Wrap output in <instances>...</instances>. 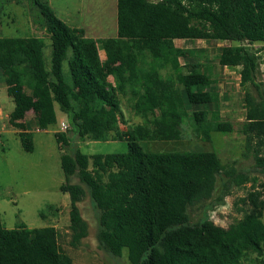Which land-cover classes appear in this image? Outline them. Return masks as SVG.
Wrapping results in <instances>:
<instances>
[{
	"label": "trees",
	"instance_id": "1",
	"mask_svg": "<svg viewBox=\"0 0 264 264\" xmlns=\"http://www.w3.org/2000/svg\"><path fill=\"white\" fill-rule=\"evenodd\" d=\"M36 5L51 42L48 68L42 38L0 37V71L14 103L10 123L21 131L24 150L32 152V134L20 121L34 110L39 129L47 131L57 124L56 106L79 140L107 142L115 132L114 141L128 143L126 153H61L70 245L77 248L88 236L79 208L88 194L99 213L100 246L114 257L127 250L130 264H245L250 255L254 264H264L260 192L252 190L240 200L242 217L227 227L207 217L193 224L189 213L213 198L220 180L225 194L249 183L248 176L223 165L214 152H146L141 143L150 132L142 125L128 133L119 130L120 98L128 88L141 115L155 116L157 138L180 140L185 105L209 106L219 96L200 63L183 71L185 52L175 41L264 43V0H117V38L102 41L103 56L95 40L57 18L48 3ZM218 60L223 67L241 68L246 109L241 131L256 167L264 171V98L250 91H260L259 58L239 45L224 47ZM191 119L197 136L207 142L212 133L234 131L219 111L194 110ZM55 136L60 150L71 146L65 133ZM0 264L74 261L61 250L54 227L7 229L0 215Z\"/></svg>",
	"mask_w": 264,
	"mask_h": 264
},
{
	"label": "rangeland",
	"instance_id": "2",
	"mask_svg": "<svg viewBox=\"0 0 264 264\" xmlns=\"http://www.w3.org/2000/svg\"><path fill=\"white\" fill-rule=\"evenodd\" d=\"M37 0H0V37H40L44 41V57L47 68L51 61V42L46 32L44 19L36 5ZM53 7L56 16L69 27L87 30V37L98 40L101 55H104L102 39L117 36V14H113V5L117 0H39ZM89 9L91 14L84 13ZM81 10L83 14H81ZM176 47L185 52L180 59L183 71L187 67L200 63L212 78L211 90L219 96L217 103L204 107L185 105L181 138L178 141H163L157 138L156 126L152 114H142L138 110L136 100L130 95L128 88L121 95L123 118L119 124L122 133H128L133 126L142 125L150 132V138L141 143L146 152H214L223 165L248 176L250 182L241 187L224 190L223 182H218V189L213 198L190 208L191 223H198L207 217L216 225L227 227L242 215L238 209L244 208L241 199L252 190L262 194L264 200V171L257 168L253 150L246 148V139L242 127L246 120L245 90L241 87V68H226L219 64L218 57L224 47L244 46L259 58L260 91L250 88L252 95L264 98V43H233L222 41L181 40L175 42ZM150 59V57H148ZM67 67L65 65V71ZM28 91V90H27ZM59 118L54 127L47 131L32 134V152L23 149L21 139L14 131L0 137V197L7 192L6 200L0 206L3 225L9 228L24 223L31 228L51 226L60 208L70 204L68 195L60 191L65 183L61 167V153L79 149L87 155L126 153L128 143L114 141L116 133L110 135L107 142H97L90 138L79 140L71 130L65 135L71 139V146L60 150L55 134L60 131V123L67 121L56 106ZM204 109L209 112L219 111L223 121L230 122L234 131L224 135L212 133L209 142L197 136L191 114L194 110ZM37 115L32 111L31 120ZM36 119V118H35ZM68 123V121H67ZM32 124V123H31ZM73 183H77L73 180ZM28 192L26 195L24 193ZM53 207L55 211L50 208ZM81 214L88 225V236L81 245L74 248L70 245L69 214H63L57 222L59 227V245L61 250L72 257L74 264H130L127 250L121 257H114L99 244V213L94 208L87 194L79 204ZM255 256L250 255L245 264H254Z\"/></svg>",
	"mask_w": 264,
	"mask_h": 264
},
{
	"label": "crops",
	"instance_id": "3",
	"mask_svg": "<svg viewBox=\"0 0 264 264\" xmlns=\"http://www.w3.org/2000/svg\"><path fill=\"white\" fill-rule=\"evenodd\" d=\"M51 8L53 10L52 6H51ZM53 11H54V13L56 15L55 10H53ZM85 12H86V14H91L90 13L91 11L89 9L84 10V13ZM81 14H83L82 10H81ZM113 14H117V3L116 4L114 3V5H113ZM72 28H77V27H72ZM77 29H82V28H77ZM82 30L84 31L85 37H87V30H84V29H82ZM87 38H89V37H87ZM112 38H117V36L116 37H112ZM90 39H92V38H90ZM106 39H109V38L102 39L101 42L103 40H106ZM93 40H95L97 42V44H98V40H96V39H93ZM177 41H181V40H177ZM226 68H228V67H226ZM13 110H14V103H13L12 99L8 95V89H7V85H6V80H5V77L3 76L2 72L0 71V137L3 136L5 133H9L11 130L14 131L16 134L20 135L21 131H19L16 128H14L11 125V123H10V116H11V113L13 112ZM32 111L34 112V110L29 111L25 115L24 119L20 121V123H22L25 126V129H26L25 132L26 133L33 134V133L42 132L39 129L37 117H34V120H31L29 118V117H31ZM57 117H58L57 120H60V119L63 120L62 117L59 118L58 112H57ZM65 122H67V121H65ZM21 144H22V142H21ZM22 147H23V145H22ZM60 160H61V157H60ZM7 193H8V191L7 192L3 191L2 197H0V206L2 205V203L4 201L7 202V200H6ZM27 193L28 192H26L24 194L26 195ZM66 195H68V194H66ZM50 209L52 211H55L53 209V207H51ZM56 211H57V216L60 215V217H59V219L56 217L55 222L51 226H48V227H54L59 232V230H58L59 227H58L57 222L62 218V215L68 213L69 214V221H70V204L65 209L60 208V210H56ZM0 215H1V213H0ZM21 225H24L26 227V229H33L31 227H28L24 223H21ZM18 226H20V225H18ZM15 228H17V227H15ZM15 228H9V229H15Z\"/></svg>",
	"mask_w": 264,
	"mask_h": 264
},
{
	"label": "built area",
	"instance_id": "4",
	"mask_svg": "<svg viewBox=\"0 0 264 264\" xmlns=\"http://www.w3.org/2000/svg\"><path fill=\"white\" fill-rule=\"evenodd\" d=\"M70 130V125L69 123L62 121L60 123V133H67Z\"/></svg>",
	"mask_w": 264,
	"mask_h": 264
}]
</instances>
